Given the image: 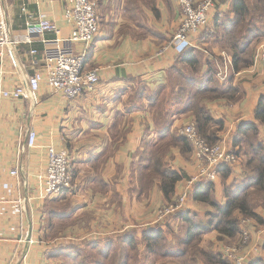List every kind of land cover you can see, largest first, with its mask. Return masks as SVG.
Returning <instances> with one entry per match:
<instances>
[{
    "label": "crops",
    "instance_id": "obj_1",
    "mask_svg": "<svg viewBox=\"0 0 264 264\" xmlns=\"http://www.w3.org/2000/svg\"><path fill=\"white\" fill-rule=\"evenodd\" d=\"M95 1L100 32L88 47L85 69H99V84L68 99L42 82L34 103L3 92L25 85L45 67L48 55L80 52L83 44L69 40L71 27L64 19L69 0H2L6 28H0V38L8 43L0 51V264H183L186 227L179 215L191 213L207 227L215 209L195 200L193 192L182 211L164 219L158 212L198 172L179 130L195 121L188 104L202 87L231 93L201 106L223 124L216 129V143L238 159L228 165L227 177L221 168L211 182L212 199L224 205L228 190L241 191L256 176L247 166L248 139L256 129L255 146L264 148V124L256 117L264 97V63L255 60V43L250 66L235 71L229 63L232 57L221 39L235 19L234 0H216L208 26L191 36L187 49L170 44L181 17L178 0ZM42 14L60 32L32 34ZM188 52L199 59L195 71ZM30 130L37 133L32 148L27 146ZM50 147L68 151L74 188L43 199L39 177ZM13 169L18 175L11 174ZM168 174L181 176L170 198L162 189ZM255 212L264 219L262 206ZM240 222L241 232L251 235L243 251L248 264L264 263V224L250 217ZM158 233L166 244L161 256L147 248L146 235ZM241 238L222 239L210 228L198 247L219 256ZM189 257L191 264H212L202 256ZM223 257L214 264H233Z\"/></svg>",
    "mask_w": 264,
    "mask_h": 264
},
{
    "label": "built area",
    "instance_id": "obj_2",
    "mask_svg": "<svg viewBox=\"0 0 264 264\" xmlns=\"http://www.w3.org/2000/svg\"><path fill=\"white\" fill-rule=\"evenodd\" d=\"M178 4L181 9V17L170 44L177 49H187L192 44L191 36L208 26L210 13L216 6V0H178ZM0 13L3 14L2 0H0ZM64 19L71 27L69 40L83 44V49L80 52L59 50L55 55H48L44 68L29 76L25 85L5 90L3 92L5 97L28 98L36 103L42 82H46L55 93L68 99H75L96 89L100 82L99 69L93 68L87 71L85 62L88 47L100 32L98 4L95 0H69L64 11ZM29 27H31L30 24ZM0 28L3 31L6 28V22L2 15L0 16ZM31 29L34 30L31 31L32 34L47 31L60 32L58 24L45 14L40 16L38 25ZM60 40L57 41L60 42ZM7 43V39L0 38V51L5 48ZM255 60L264 63V42L258 44ZM229 63L232 64V58H229ZM179 133L192 145V157L197 164L198 172L179 187L174 201L160 208L159 219L182 211L191 194L201 183L216 181L222 166L232 165L238 160L234 152L225 149L221 144L208 142L200 134L194 121L182 126ZM27 136V146L35 147L37 133L30 130ZM11 174L18 175V170L13 169ZM39 182L43 199L63 196L74 188L73 168L67 150H57L55 147L48 149L45 173L39 177ZM241 237L239 245L225 246L222 249L223 256L233 264H248L249 261V254H245L243 251L250 247L251 235L247 230H243Z\"/></svg>",
    "mask_w": 264,
    "mask_h": 264
},
{
    "label": "trees",
    "instance_id": "obj_3",
    "mask_svg": "<svg viewBox=\"0 0 264 264\" xmlns=\"http://www.w3.org/2000/svg\"><path fill=\"white\" fill-rule=\"evenodd\" d=\"M233 12L235 19L225 30L221 45L223 50L229 52L233 58L232 64L235 71L243 67H248L251 64L250 58L252 54V44H259L264 42V0H254L248 3L245 0H234ZM186 59L192 71L197 70L199 59L194 52H188ZM232 96L231 93H221L218 89L202 87L197 90L188 104V108L193 111L195 124L202 136L208 142L216 143L217 130L223 128V124L213 117H211L206 110L201 106L202 101L213 100L220 97ZM257 119L264 124V97L260 102L257 112ZM214 128V130H212ZM217 129V130H216ZM257 136V130H254L252 136L249 137L248 143L250 155L248 161V168L255 174L254 180H250L241 191L226 192L227 202L221 205L214 201L211 193L214 186L211 182H203L194 191V199L212 206L215 211L210 217L209 226H203L202 223L197 221L191 213L182 214L179 217L182 219L186 227V238L182 243V251L180 256L183 264H191L195 257L202 256L209 263H220L222 261V254L214 256L201 251L198 247L201 236L208 229L213 228L218 232L220 238L235 239L242 233L240 229L241 219L250 217L255 219L258 223L264 224V219L255 212L257 206L264 208V148L262 146H255L254 138ZM186 138L182 142L185 150L192 149V145ZM155 171H159L157 164L154 165ZM224 168L223 176L227 177L230 174L228 165L222 166ZM221 172V169H220ZM181 176L175 174H168L162 178V189L167 198H170L174 193L175 185ZM200 189V190H199ZM261 195V204L257 202L252 203L253 196ZM59 197V196H57ZM155 237L147 236V248L155 255H160L163 251L166 252V244L162 234H154ZM180 252V251H179ZM179 252L176 253L178 256ZM174 254V253H166ZM91 258L93 256H90ZM224 258V257H223ZM82 258L81 261H84ZM228 260V259H227ZM230 261V260H229ZM251 264H264L261 260L253 261Z\"/></svg>",
    "mask_w": 264,
    "mask_h": 264
},
{
    "label": "rangeland",
    "instance_id": "obj_4",
    "mask_svg": "<svg viewBox=\"0 0 264 264\" xmlns=\"http://www.w3.org/2000/svg\"><path fill=\"white\" fill-rule=\"evenodd\" d=\"M261 201H262V197H261V195H255V196H253V199H252V203L254 204V202L257 204V202L259 203V204H261Z\"/></svg>",
    "mask_w": 264,
    "mask_h": 264
}]
</instances>
